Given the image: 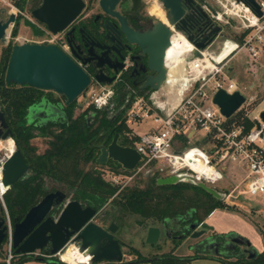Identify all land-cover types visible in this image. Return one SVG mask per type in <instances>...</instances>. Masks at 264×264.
Wrapping results in <instances>:
<instances>
[{
  "label": "water",
  "instance_id": "95a60500",
  "mask_svg": "<svg viewBox=\"0 0 264 264\" xmlns=\"http://www.w3.org/2000/svg\"><path fill=\"white\" fill-rule=\"evenodd\" d=\"M118 0H100L104 10L117 16L121 22L122 29L130 41L138 42L145 47L144 51L150 54L149 68L157 75L150 78L144 87L158 89L166 79L169 67L174 63L167 62L166 52L171 46V33L160 24L153 30L140 34L128 27L125 19L117 12L108 8ZM161 6L168 11V19L173 24L188 26L191 33L186 34L187 39L193 43L198 50L210 46L216 39L222 37L220 25L212 22L202 7L215 12L205 0H160ZM249 8L257 17L263 12L257 0H236ZM84 4L82 0H42L41 4L31 11V15L38 22L45 25L52 33L60 32L79 15ZM196 10L204 19H197L193 12ZM5 12V10H3ZM16 15L8 13L6 18H0V42L6 39L10 25L15 23ZM23 25L28 27L34 36H42L43 32L29 18L23 19ZM182 28H180L181 30ZM161 38V39H160ZM158 40V41H157ZM160 40L162 41L159 44ZM195 56H200L198 51ZM94 79L100 83H107L97 72ZM164 80V81H163ZM5 82L16 85H29L44 91H51L65 99L69 104L86 91L90 84V76L77 64L68 54L58 46L50 43H34L25 41L14 44L5 71ZM244 96L235 91L232 94L224 90H218L213 102L218 105L225 117L233 115L244 102ZM62 105L47 102L41 98L39 103L31 105L27 110V124L34 119L40 118L42 124L57 122L58 119H66ZM260 118L264 120V110L260 112ZM12 136V132L0 111V137ZM118 134H115L111 142L100 149L96 158L99 164H105L108 159L118 163L122 169L133 171L142 160L135 148L122 146L118 143ZM28 170V165L19 150L7 160L3 169V183L10 188ZM148 173V172H147ZM185 182L197 185L210 193L216 199L222 201L225 194L203 182H195L192 174L180 172L166 177H158L157 184H176ZM56 209V213L52 211ZM97 217H102L100 210L91 206H82L78 201L67 197L60 190L44 195L40 201L32 206L24 215L23 219L12 223V247L15 254H30L36 250H43L55 255L62 250L70 241L78 243L86 254L91 255L93 263L106 262L107 264H118L122 262L123 252L119 241L114 237L117 224L110 222L102 225ZM169 218L165 219L168 222ZM199 225L198 221L190 224L189 229ZM204 228L206 223H202ZM161 234V227L152 225L147 228L146 243L156 244ZM203 235V231L194 232L192 238ZM6 238L5 218L0 216V247ZM209 236H205L199 242L208 243ZM249 259L258 254L255 247L248 250ZM41 262L52 263L54 260L38 259Z\"/></svg>",
  "mask_w": 264,
  "mask_h": 264
},
{
  "label": "built area",
  "instance_id": "2783aa9c",
  "mask_svg": "<svg viewBox=\"0 0 264 264\" xmlns=\"http://www.w3.org/2000/svg\"><path fill=\"white\" fill-rule=\"evenodd\" d=\"M214 2L219 9L215 8L213 12L206 8L211 20L221 25H231L233 19L239 20L236 27L244 33L242 41L222 36L224 39L218 53L214 54L208 51L212 44L198 50L180 30H172L170 41L182 35L189 42V46L181 53L179 72L175 77H170L169 67L160 88L150 89L146 94H136L126 105L123 118L130 129H133V124L146 121L151 124L143 133L134 132L129 136H137V140L130 147L135 148L142 158L133 170L135 173L157 172L162 174L161 177H166L188 172L192 174L195 182H203L224 193L223 202L228 206L237 204L242 195L264 194V120L260 118L261 111L254 116H248V108L253 103L254 96L251 95L247 99L237 83L224 74L223 69L227 57L242 49L247 51L250 60L260 58L264 48V1H258L263 12L261 17H257L242 4L239 7L236 0ZM8 6L11 8L9 13L22 14L15 5ZM25 41L34 42H22ZM44 42L50 43L51 40L34 43ZM195 51H198L200 56H195ZM223 53L226 55L218 59ZM218 90L229 94L239 91L245 98L230 117H225L213 102ZM86 91L89 92L88 104L96 109L105 108L112 96V90L108 86L91 84ZM237 113L242 114L241 118H249L252 125L246 128L239 122ZM199 132L203 136H196ZM15 150L12 136L0 137V212H4L6 225L4 243H7L9 251L7 264H10V251L13 248L12 221L4 201L9 188L3 183V169ZM230 166L233 167L232 172L229 171ZM227 174L230 175L229 182L228 186L224 187L222 182ZM68 244L76 245L85 256L84 261L74 264H103L93 263L91 255L86 254L78 243L70 241ZM64 248L55 255L43 250L25 255L33 259L55 257L60 262L69 264L60 257Z\"/></svg>",
  "mask_w": 264,
  "mask_h": 264
},
{
  "label": "trees",
  "instance_id": "16d2710c",
  "mask_svg": "<svg viewBox=\"0 0 264 264\" xmlns=\"http://www.w3.org/2000/svg\"><path fill=\"white\" fill-rule=\"evenodd\" d=\"M27 3L28 0H14V5L21 11L26 8ZM18 28L19 20L15 21L11 30L12 39L4 46L0 55V111L12 132L16 149L28 165L27 172L4 196L12 223L21 221L26 212L44 195L57 190L82 206L102 211L101 218L104 222H114L118 226L125 224L129 215L137 216L138 224L148 223L149 227L166 218L182 216L190 210L194 211L193 218L200 222L213 209L228 207L197 185L185 182L157 184V172L147 177V183L143 187H120L102 177L100 170L95 167L98 165L96 158L100 148L107 145L115 134L119 135L121 143L126 146H133V142L137 140V136L129 137L131 130L122 116L127 106H122L120 98L112 106L103 109L89 105L77 115L73 113V101L63 107L66 119L45 124H27V110L31 105L45 97L54 101L59 99H55L49 91L5 82V71ZM243 36L244 33L239 36L240 41ZM89 113H95V116L88 120L86 117ZM237 115L239 122L246 128L252 125L249 118H241V113ZM36 138L42 139L46 144L42 151L33 142ZM89 164L91 166L87 168ZM107 166L119 173L131 172L122 169L113 160ZM56 212V209L52 211ZM1 215L4 216L3 211ZM261 233L264 237V232ZM12 253L17 259L10 264H22L33 259L25 254H15L13 248ZM170 255L171 253L164 254L155 261L139 256L140 259L135 260L134 264H173ZM51 259L54 262L47 264H64L55 257ZM232 264H264V247L254 258H241Z\"/></svg>",
  "mask_w": 264,
  "mask_h": 264
},
{
  "label": "flooded vegetation",
  "instance_id": "af4514ba",
  "mask_svg": "<svg viewBox=\"0 0 264 264\" xmlns=\"http://www.w3.org/2000/svg\"><path fill=\"white\" fill-rule=\"evenodd\" d=\"M196 1L197 4H201L198 2L199 0ZM205 1L210 4L212 9H215L209 1ZM41 2L42 0H38L35 5H31L30 12L38 7ZM82 2L84 6L81 12L66 29L57 33L48 32L49 34L43 40H51L50 44L58 46L79 64L90 76L89 85L108 86L112 90L110 102L106 107L116 103L117 98L122 100V106H126L136 94L148 93L151 88L144 86L150 78H154L157 75L156 72L149 68L150 54L148 51H144L147 46L142 47L138 42L130 41L122 29L119 18L104 10L100 5V0H82ZM107 7L122 16L128 27L140 34H145L153 30L159 24L167 28L170 33L172 30H180V28H182L180 31L184 35L191 33L188 26L182 27L181 24H173L170 22L168 19V11L163 9L160 0H118L112 7L111 5H107ZM155 8L161 12L163 18L160 14H157ZM202 8L210 16L207 9ZM193 14L197 19H204L196 10H194ZM19 16L16 15V21L19 20L20 24L23 18ZM0 18L3 17L0 16ZM34 23L42 29V36H44L47 28L36 19H34ZM216 24L221 26L223 32V25L220 23ZM42 36L38 37L42 38ZM179 37L188 42L184 36L181 35ZM161 43L162 41L160 40L159 44ZM97 72L108 82H97L94 79ZM50 94L59 100L54 101L45 97L47 102H51L54 105L60 103L62 105L61 109L63 110V107L66 105L65 99L54 96V92ZM94 116L95 113H89L86 118L89 120L90 117L93 118ZM60 120L58 119L57 121ZM31 123L42 124L40 118L34 119ZM118 143L126 146L121 143L119 137ZM110 160L108 159L103 165H107ZM152 173L150 172L149 174ZM217 209L224 208L219 207L213 209L202 221H198L199 225L194 229H189L190 224L197 221L193 218L194 211L192 210L182 216L169 218L168 222L163 220L156 225L161 227V234L164 236V239L171 242L170 250L164 254L171 253L169 257L173 259V264H193L195 261L202 259H210L223 264H232L233 261L241 258L249 259L248 250L252 247V243L248 237L232 229L218 231L209 221ZM100 213L103 215L101 211ZM0 216H2L1 212ZM202 223H206L204 228L201 226ZM198 231H203V235L195 239L192 238L191 234ZM205 236H209L211 241L199 245V242ZM188 238L193 240V242L187 244L190 253L175 254L174 251ZM118 241L122 248V241L119 239ZM160 257L162 256H154L151 258V261H155ZM103 264L107 263L103 262Z\"/></svg>",
  "mask_w": 264,
  "mask_h": 264
},
{
  "label": "rangeland",
  "instance_id": "374dc122",
  "mask_svg": "<svg viewBox=\"0 0 264 264\" xmlns=\"http://www.w3.org/2000/svg\"><path fill=\"white\" fill-rule=\"evenodd\" d=\"M38 0H29L25 10L22 12L21 16L22 18H29L32 21H34V18L31 15L30 9L31 5H35ZM209 1L214 8L219 9L217 4L214 2V0H207ZM14 0H0V16L3 18L7 17V14L10 12V6L9 4H13ZM154 7V5H153ZM5 10V12H3ZM155 11L159 12V10L155 8ZM23 19L21 23L19 24L18 28V34L14 38V43H21L24 40H32L34 42L42 41L47 37L49 34L48 30L45 32V35L42 36V38L38 36H34L30 29L23 25ZM236 20V21H235ZM14 25V24H13ZM13 25L10 26V28L7 31L6 39L4 42H0V55L2 52V49L7 44V42L11 39V30L13 28ZM44 25V24H43ZM239 25V20L233 19L231 21V26L224 25L223 29L224 32L226 31L227 36H233V26ZM45 26V25H44ZM42 28V27H41ZM235 37L233 36L232 39ZM223 37H219L214 41L211 45V49L215 51V53L218 52L219 46L221 45V41L223 40ZM236 65L238 70L236 81L240 83L239 89L242 92V94L248 99L251 95L254 96L253 103L248 108V116H254L258 112L264 110V65H262L261 59L258 60H250L247 55V51L242 49L240 50L239 54L234 59L232 65ZM234 65V66H235ZM254 67V69H257L258 75H250V71L247 70L250 66ZM231 71L232 69H228ZM228 73V72H227ZM251 82H254L253 85L250 86ZM261 84V85H260ZM260 85V86H259ZM98 91V88L95 89ZM56 97H60L58 94L54 93ZM89 92H83L80 96L77 97L75 100V104L73 107V113L77 115L79 112H81L83 109H85L89 102ZM207 104H210V102H207ZM151 124L149 121L142 122L140 124H133V129L131 130V133L134 132L137 133H143L145 130H147L148 126ZM129 127V126H128ZM130 133V134H131ZM196 136H203L201 132H199ZM203 138V137H200ZM33 142L37 145L39 148V151H42L45 147V142L40 139L36 138L33 140ZM98 164V163H97ZM91 164L87 165V168H89ZM95 167L100 170L102 177L114 184L119 185L120 187L124 186H133L137 185L140 187H143L147 183V177L150 175L147 171H141L139 173H135V171H131L130 173H122L113 171L109 166L98 164L95 165ZM154 170V169H152ZM151 170V171H152ZM229 171H233V167L230 166ZM162 174H159V177H161ZM229 176L226 175L224 181L222 182V185L224 187L228 186L229 182ZM116 181V182H115ZM221 185V186H222ZM230 187V186H229ZM107 208V207H106ZM102 212V211H101ZM138 217L135 215H129L126 217L125 224L118 226L114 233V237L118 240H121L123 243L122 246V252H123V259L121 263H130L134 264L135 260L140 259L142 257L145 260H150L154 256H162V254L167 253L170 250L171 242L166 241L164 239V236L160 234L158 243L152 245L147 244L146 239V233L148 228V223L145 224H138L136 222V219ZM98 221L102 225H107L109 223L104 222L101 217H97ZM218 231H226L229 229L238 231L239 233L245 235L248 237V239L252 243V247H255L258 251H261L264 247V237L261 233L264 232V194H260L257 196H249V195H242L239 197L237 204L228 205V207H224V209H217L212 217L209 220ZM189 242H193L191 239H185L182 244L174 251L175 254H188L190 251L187 248V244ZM72 248L71 245L68 246L67 252ZM66 252V253H67ZM77 249H73L71 254H65L63 256V259L69 263L73 264L77 260L70 259L66 260V256L72 255V257H75L78 255ZM9 255L8 246L5 242L0 249V264H7V258ZM11 255V261H15L17 257H13L12 250L10 251ZM80 256V254H79ZM81 257V256H80ZM83 261V259H82ZM133 261V262H132ZM150 264V263H149ZM193 264H223L217 261H213L210 259H202L197 260Z\"/></svg>",
  "mask_w": 264,
  "mask_h": 264
},
{
  "label": "bare ground",
  "instance_id": "6f19581e",
  "mask_svg": "<svg viewBox=\"0 0 264 264\" xmlns=\"http://www.w3.org/2000/svg\"><path fill=\"white\" fill-rule=\"evenodd\" d=\"M239 7H241L242 5L241 4H239L238 5ZM158 14H160V16H161V12L159 11L158 12ZM162 17V16H161ZM163 18V17H162ZM179 37V36H178ZM176 38V39H174V40H172L171 41V46L169 47V49L167 50V52H166V55H167V62H174L175 64H173V65H171L170 66V69H169V76L170 77H175L176 76V74L179 72V69H180V67H181V65H180V62H182V59H181V53L184 51V49L186 48V47H188L189 46V42H187L185 39H181L180 37V39L179 38ZM186 42V44H185V42ZM230 48H232V46L230 47ZM228 49V48H227ZM229 50V49H228ZM227 50V51H228ZM226 52V51H225ZM226 55V53H223L221 56H219L218 57V59H221L222 57H224ZM69 245H71L72 246V248L69 250V252H67V248H68V246ZM73 249H77V251H78V253L80 254V256L78 257V256H75V257H72V255H68V256H66V260H72V259H75V260H77L75 263H77L78 261H82V259H83V261L85 260V256L84 255H82L81 253H80V251L78 250V248H77V246L76 245H73V244H68L65 248H64V250L60 253V257H61V259L63 260V261H65L64 259H63V256L65 255V254H71L72 253V251H73ZM67 252V253H66ZM66 262V261H65ZM74 264V263H73Z\"/></svg>",
  "mask_w": 264,
  "mask_h": 264
},
{
  "label": "crops",
  "instance_id": "0c3cea01",
  "mask_svg": "<svg viewBox=\"0 0 264 264\" xmlns=\"http://www.w3.org/2000/svg\"><path fill=\"white\" fill-rule=\"evenodd\" d=\"M258 1H264V0H258ZM223 26H224V24H222ZM228 26H231V25H227V27ZM224 28V27H223ZM233 33H234V39H236L238 42H240V40H239V36L242 34V32L236 27V26H233V31H232ZM222 34H223V36L224 37H226V38H230V39H232V37L233 36H227V34H226V31L224 32V29H223V32H222ZM233 40V39H232ZM216 41V40H215ZM208 51L210 52V53H214V54H217V53H215V51L214 50H212L211 49V46L210 47H208ZM239 52H240V50L239 51H237V52H234V53H232L231 55H229L228 57H227V59H226V61H225V65H224V67H223V69H224V74L228 77V78H230V79H232V80H234L236 83H237V85L239 84L240 85V83H238L237 81H236V74H237V72H236V70H238L239 68H237V66L235 65H232V63H233V61H234V59L236 58V56L239 54ZM260 59H261V62H262V65H264V48H263V50H262V52H261V56H260ZM228 69H232L231 71H229ZM247 70H249L250 71V75H254V76H256V75H258V74H256L257 73V69H254V67H253V65L252 66H250L249 68H247ZM228 72V73H227ZM254 84V82H251V84H250V86L251 85H253ZM238 85V86H239ZM261 85V84H260ZM259 85V86H260ZM263 86H264V84H263ZM101 224V223H100ZM76 256H78L79 257V254L78 255H76ZM22 264H47V263H45V262H41V261H39L38 259H30V260H28V261H25L24 263H22Z\"/></svg>",
  "mask_w": 264,
  "mask_h": 264
}]
</instances>
